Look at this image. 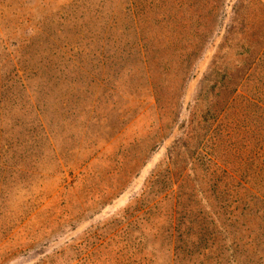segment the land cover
Wrapping results in <instances>:
<instances>
[{
  "label": "rangeland",
  "instance_id": "374dc122",
  "mask_svg": "<svg viewBox=\"0 0 264 264\" xmlns=\"http://www.w3.org/2000/svg\"><path fill=\"white\" fill-rule=\"evenodd\" d=\"M262 35L264 0H0L2 136L41 137L39 111L50 137L32 156L0 159V264H174L168 220L127 225V211L183 124L200 122L201 83L237 66ZM138 37L160 51L153 74L173 105L165 114L138 72ZM257 227L218 263L264 264Z\"/></svg>",
  "mask_w": 264,
  "mask_h": 264
},
{
  "label": "trees",
  "instance_id": "16d2710c",
  "mask_svg": "<svg viewBox=\"0 0 264 264\" xmlns=\"http://www.w3.org/2000/svg\"><path fill=\"white\" fill-rule=\"evenodd\" d=\"M144 42L138 37L131 50L156 109L165 114L173 105L169 107L160 95L153 74L163 60L160 51L148 49ZM245 46L237 66L227 67L220 74L213 70L215 79L201 83L205 96L195 99L201 108L200 122L193 115L183 124L181 138L167 149L164 169L151 177L141 199L127 211L131 213L127 225L152 226L168 220L174 264H219L220 257L239 251L241 235L249 239L255 227L264 225V35L252 36ZM117 53L120 59L121 50ZM193 56L192 51L185 52L184 64H191ZM14 71L20 73L18 66ZM5 84L0 80L2 125L6 119L1 103ZM30 106L34 109L32 102ZM34 112L39 137L49 143L41 114ZM32 132L18 144L5 140L0 130V159L32 156L31 149L39 138ZM167 202L171 214L166 219ZM115 235L102 236L100 245Z\"/></svg>",
  "mask_w": 264,
  "mask_h": 264
}]
</instances>
